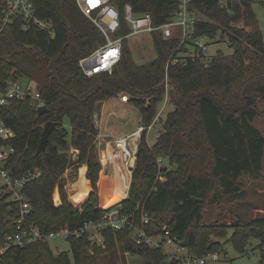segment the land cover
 I'll use <instances>...</instances> for the list:
<instances>
[{
    "label": "trees",
    "instance_id": "obj_1",
    "mask_svg": "<svg viewBox=\"0 0 264 264\" xmlns=\"http://www.w3.org/2000/svg\"><path fill=\"white\" fill-rule=\"evenodd\" d=\"M31 1L38 18L52 23V32L37 26L25 30L24 20L0 30V90L9 79H23L35 85L47 107L40 114L36 102L26 101L12 102L2 110V118L16 133L8 169L15 175L35 168L42 171V177L25 190L32 205L30 222L48 234L102 217L97 195L100 131L95 117L105 102L126 96L139 112V126H151L169 102L174 109L155 144L147 141V131L142 134L127 198L116 204L121 212L130 214L145 204L153 217L152 233L168 224L182 245L199 257L222 252L228 243L244 254L252 237L264 246V215L230 227L206 221L209 207L222 203L231 207L246 199L243 175L262 177L264 135L253 123L261 116L254 103L264 101V38L253 0H192L194 11L207 18L198 19L194 37L220 36L228 40L231 54L219 51L209 62L198 60L167 71L180 40L156 32L154 60L137 63L124 41L113 72L91 78L79 62L106 44L103 34L75 0ZM125 2L132 4L136 15L150 13L155 25L168 22L178 8L177 0H120ZM129 31L126 28L125 34ZM48 122L57 128L39 154ZM158 157L168 159L169 167L160 168ZM82 166L88 168L93 191L76 207L68 198L64 176L69 169L77 176ZM57 188L59 206L53 199ZM19 214V206L0 194V246L16 232ZM104 236L105 250L86 236L71 238L70 252L54 253L48 242L41 241L9 248L0 255V264H99L103 255L113 260L126 253L139 256L144 264H180L169 261L161 249L138 245L128 229L105 230Z\"/></svg>",
    "mask_w": 264,
    "mask_h": 264
},
{
    "label": "built area",
    "instance_id": "obj_2",
    "mask_svg": "<svg viewBox=\"0 0 264 264\" xmlns=\"http://www.w3.org/2000/svg\"><path fill=\"white\" fill-rule=\"evenodd\" d=\"M75 2L106 39L105 45L79 62L81 70L88 78L101 73L111 74L122 58L124 41L143 33L150 34L152 39L156 32H161L168 40L179 38V48L169 57L166 64L167 71L171 66L187 65L189 62L198 60L209 62L215 56L211 53V43L207 37H194L198 18L192 7V0H177L178 8L173 17L160 25L154 24L150 13L136 15L130 2L124 4H121L120 0H75ZM0 14L2 16L0 30L7 25L15 24L18 20H24L26 22L25 30H29L31 26H37L52 32V23L38 18L37 10L31 0H0ZM126 28L130 30L128 34H125ZM26 101L36 102L38 107L45 106L35 85L27 83L23 79H9L5 87L0 90V194L9 196L10 202L17 204L20 208L16 232L6 237L4 245L0 248V255L11 247H25L41 241L49 243L59 237L69 241L71 238L86 236L93 246L105 250L107 247L105 230L128 229L138 245L161 249L169 261L178 260L180 264H207L209 261H219V253L199 257L191 252L182 245L168 224H164L158 233H152L149 226L153 217L145 211V204L141 203L130 214H123L121 207L116 204L108 208L100 207L104 210V214L98 220H89L79 226H66L48 234L43 233L37 225L30 222L32 205L25 193L26 187L30 183L42 177V171L35 168L15 175L8 169V163L15 154L13 140L16 133L2 118V110L12 102ZM164 109L165 106L151 126H138L131 135L119 137L115 141L114 147L117 150L118 159L126 164L131 175L137 160L142 134L145 131L149 133ZM133 137L137 139L135 151L129 146V141ZM120 141H124L126 147H118ZM73 151L76 150L72 149V153ZM105 153L112 166V158L116 153L109 154V148ZM166 161V158L158 157L159 167H169V165L164 166ZM126 255H130V253H126Z\"/></svg>",
    "mask_w": 264,
    "mask_h": 264
},
{
    "label": "rangeland",
    "instance_id": "obj_3",
    "mask_svg": "<svg viewBox=\"0 0 264 264\" xmlns=\"http://www.w3.org/2000/svg\"><path fill=\"white\" fill-rule=\"evenodd\" d=\"M264 0H253V9L256 13L263 38H264ZM199 20H206L207 18L201 14H196ZM227 38H225L226 40ZM207 40L211 43V53L212 55H216L217 52H222L224 54H231L232 50L229 48L228 40L223 41L220 39V36L216 38V40H212L207 38ZM129 46L132 50L133 57L135 61L139 64L147 63L154 60L157 57V52L155 51L153 45V39L150 34L143 33L132 36L128 40ZM28 83V82H27ZM126 96L112 98L104 103L102 108L98 111L95 117V123L100 131V135L98 138V151H99V159L101 162L102 169L100 171V178L98 181V205L99 207L107 208V204L105 203L104 195L107 193V179L113 173L112 166L109 161L104 162L105 151L109 148L110 145L114 146L115 141L118 140L119 137L131 135L140 125V115L139 112L132 107L128 102H126ZM256 107L260 111V117L256 119L253 123L254 127H256L263 135H264V101L256 100L254 103ZM163 106V104H162ZM164 108V107H163ZM162 108V109H163ZM174 106L169 102L168 106H166L165 111L158 119L157 122L150 129L147 134V141L152 145L155 144L157 139L159 138L161 132L163 131L164 120L169 113V111L173 110ZM75 152V153H74ZM74 157L77 155V151H73ZM168 159L164 166H168ZM85 168L86 175L85 181L89 184L91 191L89 195L84 199V201L79 205L81 206L93 191L92 183L87 178L88 168L87 166H82L77 176H74V173L69 169L65 174L64 178L67 181L66 191L68 194V198L70 200L71 191L74 189L75 184H77L80 180V171ZM135 168V167H134ZM133 168V169H134ZM132 169V168H130ZM132 169V170H133ZM130 176V183H131ZM90 183H89V182ZM241 182L244 186V189L247 193L246 199L242 202L234 203L232 206L228 207L225 203L217 204L212 207H209L207 210L206 221L211 225H223L230 227L235 222L238 221H249L253 218H257L259 216L264 215V162H263V170L262 177L253 178L249 175H243L241 177ZM120 183H122L120 181ZM55 192H60L58 189ZM54 192V194H55ZM55 202V206L59 205ZM61 199V195H60ZM76 206V207H79ZM230 235L233 232L230 229ZM218 242H222L219 240ZM261 241L258 238L252 237L246 248V253H239L235 247L228 243L222 252H217L220 254L219 261H209L207 264H264L263 255H264V246H260ZM2 244L0 248L3 246ZM49 246L54 253L60 252H70L71 245L69 241L59 237L51 240L49 242ZM130 257V258H126ZM110 256L103 255L100 258L99 264H144V260L136 255H125L122 254L115 257L113 260Z\"/></svg>",
    "mask_w": 264,
    "mask_h": 264
},
{
    "label": "bare ground",
    "instance_id": "obj_4",
    "mask_svg": "<svg viewBox=\"0 0 264 264\" xmlns=\"http://www.w3.org/2000/svg\"><path fill=\"white\" fill-rule=\"evenodd\" d=\"M136 138H132L129 141V146L135 151L136 150ZM118 147L124 148L126 147V144L124 141L118 142ZM115 152V157H113V165H112V171L113 173L111 174L110 177H108V187H107V193H105L104 198H105V203L107 206L105 207H110L115 204L120 203L121 201L125 200L127 198L128 190L130 187V176L131 173L128 170L127 166L125 163H123L121 160L118 159V154L117 150L115 149L114 146L110 145L109 146V154H113ZM107 154L105 153V158L104 162L107 161ZM86 170L83 168L80 171V180L77 184H75L74 189L71 191L70 194V202L74 206H79L84 199L89 195V192L91 191V188L89 184L85 181V175H86ZM120 181L122 183H120ZM54 198L56 200V203L59 204L60 202V196L58 192H55Z\"/></svg>",
    "mask_w": 264,
    "mask_h": 264
},
{
    "label": "water",
    "instance_id": "obj_5",
    "mask_svg": "<svg viewBox=\"0 0 264 264\" xmlns=\"http://www.w3.org/2000/svg\"><path fill=\"white\" fill-rule=\"evenodd\" d=\"M250 102L254 103L255 99L252 98L250 100ZM46 111H47V107L46 106L39 107V113L40 114H42V113H44ZM56 128H57V124L55 122H48L45 125L43 136H42V140H41L39 148H38V153L39 154H41V153H43L45 151L47 143H48V140H49V136L54 130H56Z\"/></svg>",
    "mask_w": 264,
    "mask_h": 264
},
{
    "label": "crops",
    "instance_id": "obj_6",
    "mask_svg": "<svg viewBox=\"0 0 264 264\" xmlns=\"http://www.w3.org/2000/svg\"><path fill=\"white\" fill-rule=\"evenodd\" d=\"M127 195H128V194H127ZM59 196H60V194H59ZM128 256H129V255H128ZM126 258L128 259V258H130V257H126Z\"/></svg>",
    "mask_w": 264,
    "mask_h": 264
}]
</instances>
